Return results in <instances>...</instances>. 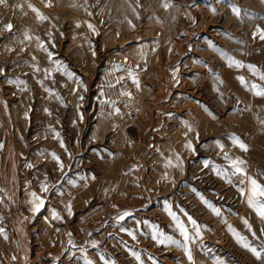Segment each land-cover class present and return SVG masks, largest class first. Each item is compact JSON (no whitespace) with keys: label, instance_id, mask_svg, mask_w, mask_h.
<instances>
[{"label":"rangeland","instance_id":"1","mask_svg":"<svg viewBox=\"0 0 264 264\" xmlns=\"http://www.w3.org/2000/svg\"><path fill=\"white\" fill-rule=\"evenodd\" d=\"M261 32L264 0H0V264H264Z\"/></svg>","mask_w":264,"mask_h":264},{"label":"snow or ice","instance_id":"2","mask_svg":"<svg viewBox=\"0 0 264 264\" xmlns=\"http://www.w3.org/2000/svg\"><path fill=\"white\" fill-rule=\"evenodd\" d=\"M31 7V5H30ZM165 7H167V5H165ZM34 11H37V15L41 18V19H45V17H43L38 10L33 9ZM234 12L237 15H240V10L238 8H233ZM9 29L11 28V25H8ZM91 27V25H90ZM259 31V30H258ZM260 38L264 39V32H261L260 34ZM250 68L252 66H249ZM253 71H255V69L253 68ZM262 79H264V76H261ZM241 80V82H243V78H239ZM135 82V81H134ZM255 87V86H253ZM257 94L259 95H264V90L259 91ZM234 142L235 143H239V146L244 149L245 151L247 150L246 145H244L243 143L239 142L238 139L234 138ZM240 163H243L242 161ZM233 166L236 168L237 172H242L243 170L241 168H239L236 163L234 162ZM249 183L251 185L250 188V195H249V199H248V203L251 207H253L254 209L257 210L258 215H260L262 218H264V202L256 199V197H264V186H261L257 183L256 180L249 178ZM47 190V189H45ZM218 214V213H217ZM193 224H195V221H192ZM181 233L184 235L185 239H188V235H187V231L183 228L182 225H179ZM235 234V233H234ZM129 235H131V233H129ZM155 238V237H154ZM169 240L170 243H178L177 241L171 240V238H166ZM243 239V238H240ZM239 242V241H238ZM246 248H249V250L259 259L261 257V252L257 251L255 248L250 247L246 242L243 245ZM138 258V257H137ZM191 258V257H190ZM88 264H91V262H88Z\"/></svg>","mask_w":264,"mask_h":264}]
</instances>
